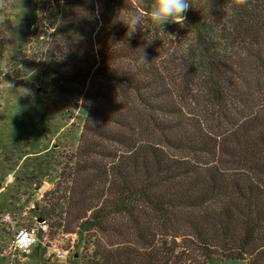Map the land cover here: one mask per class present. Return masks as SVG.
<instances>
[{
  "label": "trees",
  "instance_id": "16d2710c",
  "mask_svg": "<svg viewBox=\"0 0 264 264\" xmlns=\"http://www.w3.org/2000/svg\"><path fill=\"white\" fill-rule=\"evenodd\" d=\"M51 1L66 11L69 0L37 8ZM150 3L68 4L52 78L79 85L87 111L44 194L61 232L90 240L88 264H264V0H189L162 31ZM132 13L141 24L129 37L119 18ZM9 40L20 45L0 32Z\"/></svg>",
  "mask_w": 264,
  "mask_h": 264
},
{
  "label": "rangeland",
  "instance_id": "374dc122",
  "mask_svg": "<svg viewBox=\"0 0 264 264\" xmlns=\"http://www.w3.org/2000/svg\"><path fill=\"white\" fill-rule=\"evenodd\" d=\"M38 2H0V32L20 43L0 41V264H88L90 240L83 233L63 234L55 199L44 194L65 174L87 111L79 85L62 86L52 78L60 66L50 58L51 47L68 22L72 0L66 11L60 2L51 1L44 10ZM24 17L32 25L23 35ZM33 47H43L45 58ZM28 48L30 53L23 52ZM48 198L53 206L45 204ZM40 209L45 210L41 215ZM33 226L39 227L35 245L13 251L15 234ZM209 264L245 263L228 259Z\"/></svg>",
  "mask_w": 264,
  "mask_h": 264
},
{
  "label": "clouds",
  "instance_id": "9594fccd",
  "mask_svg": "<svg viewBox=\"0 0 264 264\" xmlns=\"http://www.w3.org/2000/svg\"><path fill=\"white\" fill-rule=\"evenodd\" d=\"M247 0H228V7L232 8L246 4ZM189 0H151L148 18L151 23L161 31L168 23L180 24L185 19L184 13L188 10ZM128 28V36L131 37L140 27L141 17L135 13L130 14L127 19L119 18Z\"/></svg>",
  "mask_w": 264,
  "mask_h": 264
},
{
  "label": "built area",
  "instance_id": "2783aa9c",
  "mask_svg": "<svg viewBox=\"0 0 264 264\" xmlns=\"http://www.w3.org/2000/svg\"><path fill=\"white\" fill-rule=\"evenodd\" d=\"M41 228L45 227L40 225ZM38 226L20 229L12 239L11 249L17 252H26L35 245Z\"/></svg>",
  "mask_w": 264,
  "mask_h": 264
}]
</instances>
